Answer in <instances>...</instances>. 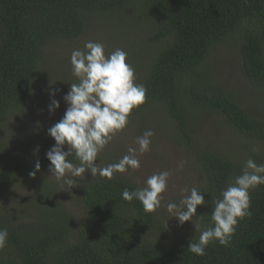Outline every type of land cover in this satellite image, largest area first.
Here are the masks:
<instances>
[{"label":"trees","instance_id":"trees-1","mask_svg":"<svg viewBox=\"0 0 264 264\" xmlns=\"http://www.w3.org/2000/svg\"><path fill=\"white\" fill-rule=\"evenodd\" d=\"M112 14L125 17L139 42L151 48L144 63H137V56L130 62H136V80L145 66L139 84L147 88L146 103L133 111L130 121L156 109L170 119L177 145L198 176L205 205L198 206L197 215L203 217L196 228L185 222L187 229L180 234L158 213L145 212L138 200L122 198L125 188H142L125 173L111 180L89 173L77 181L74 202L79 216L72 215L74 219L61 203L60 191L67 185L61 183L58 191L45 181L38 201L22 205L20 214L0 207V229L8 231L0 264H264V185L251 192V217L239 223L230 247L210 244L202 257L187 249L202 230L214 226L212 199L221 198L246 164L217 153L206 136L198 137L199 126L219 117L236 134L264 143V0H0V124L31 98L32 90L50 91L45 78L36 84L46 47L77 41L93 23ZM99 28L104 30L99 39L112 46L124 42L108 23ZM224 45L234 47L233 67L251 87L243 97L202 68ZM36 138L35 151L28 145L14 159L0 145V197L15 189L18 179L31 181L49 171L46 153L55 141L46 130L36 132ZM252 153L258 165L264 164V156ZM125 155H110L99 166L117 163ZM68 159L79 165L74 155ZM37 160L41 168L33 177Z\"/></svg>","mask_w":264,"mask_h":264},{"label":"clouds","instance_id":"clouds-1","mask_svg":"<svg viewBox=\"0 0 264 264\" xmlns=\"http://www.w3.org/2000/svg\"><path fill=\"white\" fill-rule=\"evenodd\" d=\"M70 63L72 75L78 83H72L63 97L67 104L64 117L48 130V135L55 141V145L46 153L51 177L67 185V190H70L78 186L74 178L84 177L86 171H90L93 178L99 176L111 180L116 173L139 170L137 149L131 147L129 154L117 163L106 167L96 163L98 155L127 129L133 111L146 103L147 88L136 83L135 69L127 62V53L118 48L106 55L102 43L88 41L82 50L72 51ZM59 107V101L52 99L48 110L53 113ZM154 135V131L147 130L136 138L139 154L150 150ZM65 145L67 151L64 150ZM73 155L79 161L78 166L68 159ZM40 168L37 160L35 171L30 176L34 177ZM179 168L183 169V162ZM170 175L169 171L153 174L147 178L145 187L131 191L125 188L122 198L128 202L138 200L145 212L155 213L162 207ZM261 185H264V164L258 165L248 159L242 174L221 191V198L212 199L211 220L214 226L202 230L198 241L189 243L188 251L202 257L210 244L218 242L222 247H230L239 223L251 217L250 194ZM204 205V194L193 187L179 205L168 203L167 211L181 226L191 222L196 228L203 217L197 215V208ZM7 240V229H0V250L6 247Z\"/></svg>","mask_w":264,"mask_h":264},{"label":"rangeland","instance_id":"rangeland-1","mask_svg":"<svg viewBox=\"0 0 264 264\" xmlns=\"http://www.w3.org/2000/svg\"><path fill=\"white\" fill-rule=\"evenodd\" d=\"M130 10H126L129 12ZM109 17V18H108ZM107 19L103 18L91 25V28L82 35L77 41L68 42H54L44 49L43 55L46 56V63L41 71H38L36 76V84L40 82L41 78H45V82L51 87L50 91L32 90L31 98L24 102L19 108L6 114L8 120H4L0 124V145L4 149V153L8 158L14 159L18 155L24 154L28 145L35 151L37 147L36 132L40 133L43 130L48 131L54 124L59 122L65 114L67 104L63 97L70 90L72 83H78L77 79L72 75V66L70 57L73 50L80 49L86 42L94 40L104 45L105 54H110L119 47L127 53V62L130 63L135 60V56L139 57L137 63H144L151 48L143 46L139 42L134 31L126 25L125 17L120 18L118 14L108 15ZM122 21L124 22L122 25ZM108 23V29L114 31L117 23H120L119 28L116 29V36L123 39L120 42L110 45L102 38V32L99 25ZM114 31V33H115ZM126 38V39H125ZM232 39H229L231 42ZM81 45V46H79ZM234 47L222 46L217 51L209 55L203 70L208 72L210 78L216 82H223L229 86L232 92L247 93L251 91L245 82L238 76L237 67L234 66L233 52ZM234 51V50H233ZM136 70V62L131 64ZM140 66V64H138ZM145 72V66L137 75L136 83H140ZM36 86V85H35ZM48 87V88H49ZM52 93H55L53 96ZM244 94V95H247ZM241 95V96H242ZM243 97V96H242ZM56 99L60 103L59 109L53 113L49 112V105L51 100ZM215 122H219L220 126H216ZM193 124H191V127ZM199 128L202 134H197L199 138L207 137L208 144L220 153L222 156L230 160H253V153L257 156H264V143L251 141L236 134L221 118L213 117L202 127ZM147 130L154 131L155 135L151 138L150 150L144 154H139V146L136 143V138L143 135ZM205 140V139H204ZM31 142V143H30ZM30 143V144H29ZM42 146V145H41ZM137 149V157L140 160V168L136 171H130L126 174L129 180H132L139 187L146 186V180L153 174H158L162 171H169L170 177L168 180V189L163 194L164 200L162 207L156 213L165 219L166 225L170 226L176 232L184 234L187 229L185 223L181 226L179 221L172 217L167 211V204L174 202L179 205L180 200L190 194V190L195 187L198 190V176L191 167L190 161L183 149L177 145L176 128L172 126L170 119L164 112L157 110H149L141 118H135L130 121L127 129L118 134L117 137L98 155L97 162L99 165L103 164L104 158H109L113 155L120 158L122 154L128 153L129 148ZM183 162V169L179 168V164ZM90 171H86L84 177L74 178L77 181L87 178ZM45 181L53 183L58 191L62 190V182H58L55 177H51L49 171L42 174L34 180L26 181L25 179H18L16 188L12 189L7 194L0 197V207H11L19 214L22 212V205L28 204L39 196V192ZM75 188L67 190L66 188L61 192L64 209L72 215L79 216L77 207L74 202ZM15 214V213H14ZM13 214V215H14ZM74 219L75 216H72ZM161 220V219H160ZM71 225L74 222L71 221Z\"/></svg>","mask_w":264,"mask_h":264}]
</instances>
